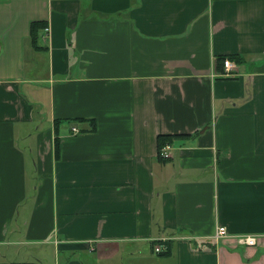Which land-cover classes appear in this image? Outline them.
Instances as JSON below:
<instances>
[{
  "label": "crops",
  "instance_id": "crops-1",
  "mask_svg": "<svg viewBox=\"0 0 264 264\" xmlns=\"http://www.w3.org/2000/svg\"><path fill=\"white\" fill-rule=\"evenodd\" d=\"M0 264H264V0H0Z\"/></svg>",
  "mask_w": 264,
  "mask_h": 264
},
{
  "label": "built area",
  "instance_id": "built-area-1",
  "mask_svg": "<svg viewBox=\"0 0 264 264\" xmlns=\"http://www.w3.org/2000/svg\"><path fill=\"white\" fill-rule=\"evenodd\" d=\"M237 66L236 63L230 59H225L224 61V70L222 72L219 73V76L222 77H231L234 72L236 71ZM74 132H77L76 129H73ZM169 146H166L163 148V150L161 151V156L163 158H168L170 157V152H168ZM213 239L215 240H223V239H231L233 241H235L238 244H243V245H247V246H256L258 243V238L255 236H231L228 231L227 228L224 226H220L217 228ZM163 251L161 246H157L155 247V252L156 253H161Z\"/></svg>",
  "mask_w": 264,
  "mask_h": 264
},
{
  "label": "trees",
  "instance_id": "trees-1",
  "mask_svg": "<svg viewBox=\"0 0 264 264\" xmlns=\"http://www.w3.org/2000/svg\"><path fill=\"white\" fill-rule=\"evenodd\" d=\"M46 26H47L46 22H43V21L33 22L31 24V42H32V45L35 49H37L39 32L43 31ZM225 59H230V60H232L238 64L242 63V61H243L239 55L232 54V55H229L228 57L223 56V57L219 58L218 63L221 62L224 65ZM56 128H57V130L59 128L58 122L56 124ZM170 140H171L170 136H160L159 137V149L163 148L166 144H168L170 142ZM157 243H159V242H153V247L155 245H157ZM168 249H169V247H168ZM168 254H170V250L165 252L164 255H168Z\"/></svg>",
  "mask_w": 264,
  "mask_h": 264
}]
</instances>
